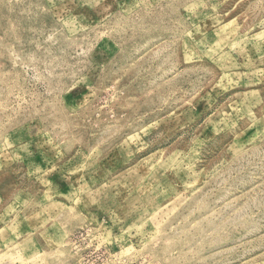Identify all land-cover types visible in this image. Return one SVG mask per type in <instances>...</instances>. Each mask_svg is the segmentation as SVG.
I'll use <instances>...</instances> for the list:
<instances>
[{
	"label": "rangeland",
	"instance_id": "374dc122",
	"mask_svg": "<svg viewBox=\"0 0 264 264\" xmlns=\"http://www.w3.org/2000/svg\"><path fill=\"white\" fill-rule=\"evenodd\" d=\"M0 264H264V0H0Z\"/></svg>",
	"mask_w": 264,
	"mask_h": 264
}]
</instances>
